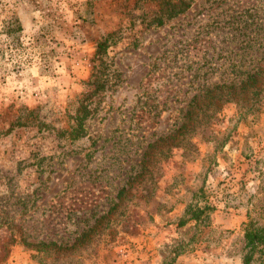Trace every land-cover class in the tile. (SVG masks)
<instances>
[{
    "label": "rangeland",
    "instance_id": "374dc122",
    "mask_svg": "<svg viewBox=\"0 0 264 264\" xmlns=\"http://www.w3.org/2000/svg\"><path fill=\"white\" fill-rule=\"evenodd\" d=\"M261 42L264 0H0V264H264Z\"/></svg>",
    "mask_w": 264,
    "mask_h": 264
},
{
    "label": "trees",
    "instance_id": "16d2710c",
    "mask_svg": "<svg viewBox=\"0 0 264 264\" xmlns=\"http://www.w3.org/2000/svg\"><path fill=\"white\" fill-rule=\"evenodd\" d=\"M186 7L187 6H182V7L179 8L178 11H181V10H183ZM257 25H259V24H257ZM105 46H106V42L105 41H100L98 43V47H97V54L100 55L101 53H103L105 51ZM260 46H262L264 48V43L261 42ZM257 53H258L257 55H255V54H251L250 55V58L254 59L253 62H255V63H254L253 67L248 69L246 79H244L241 82V84H243V85H242L239 93H241V92L244 93V91H248V90H246V89H249L248 87H251V88L255 87L254 91H256V92L259 90V87H257V85L259 83H261V81L263 80V72L264 71L261 68V64L264 63V50H260ZM240 56H241L240 57L241 59L245 57V55H242V54H240ZM94 82L97 83L98 89L104 87L103 84H102V83H105L104 81L95 80ZM219 88L228 89V94H227L226 98H228V96H230L229 98L234 99L235 95L237 94L236 87L234 85H220V86H216V87H213L212 89H208L207 90V94L210 95V98H211L210 101L198 99L199 95L193 96L192 100H190V102L188 104L189 107L186 110V115L183 117L184 121L179 124V127H178L176 133L177 132H181L182 130L185 131V130L191 129L190 127H188L189 124H190L189 122L194 120L195 118H197V116L195 115L196 110H201L203 107H208V108L210 107L211 109H217V108L219 109V108H221L224 105L225 102L221 101L223 99L222 98L223 94L220 95L218 99H215V96L213 95L214 90L215 89H219ZM236 102L240 104V107H244V106L246 107V105H248V102H239V101H236ZM85 109H87V107ZM80 119H82V118H80ZM83 121L84 120L82 119L81 120V126H82V122ZM165 140H166V143H168V144L170 143L169 142V140H170L169 136L165 137ZM174 146H178V144H175ZM147 152L145 151L144 155H143L144 157H143L142 166L144 168V172L150 171L149 168H148L147 163L150 161L151 157H150V155ZM142 172L143 171H141V173ZM133 183H134V179H129L128 182H127V185L123 186L119 190V192L117 194V199L119 200V202H122L123 199L126 198L127 194L129 193V191H131V189L133 187L132 186ZM191 209H189V212L191 211V214L193 216H196V213L195 214L193 213L194 210H191ZM247 236L250 238L249 241H252L253 243L256 241V239H257L258 242L261 239V234L257 233V232H254V233L253 232H249L247 234Z\"/></svg>",
    "mask_w": 264,
    "mask_h": 264
}]
</instances>
